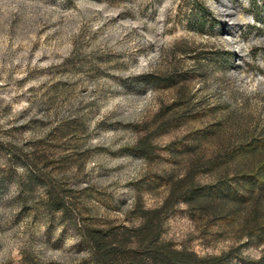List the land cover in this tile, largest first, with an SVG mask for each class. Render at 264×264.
<instances>
[{"label": "rangeland", "instance_id": "1", "mask_svg": "<svg viewBox=\"0 0 264 264\" xmlns=\"http://www.w3.org/2000/svg\"><path fill=\"white\" fill-rule=\"evenodd\" d=\"M192 168L264 170V0H0V264H90L83 227L136 224ZM250 209L179 204L164 238L264 264Z\"/></svg>", "mask_w": 264, "mask_h": 264}, {"label": "trees", "instance_id": "2", "mask_svg": "<svg viewBox=\"0 0 264 264\" xmlns=\"http://www.w3.org/2000/svg\"><path fill=\"white\" fill-rule=\"evenodd\" d=\"M148 155V150L139 149ZM262 172V173H261ZM257 174H241L235 181L220 180L214 184H199L192 168L183 176H164L153 180L165 186L167 194L159 206L148 208L140 199L130 212L136 224L120 223L101 227L85 226L81 231L89 246L90 264H224L233 251L219 256H200L188 248H178L164 238L167 219L179 204H185L197 216L224 218L227 208L239 212L250 206L252 229L249 238L264 240V221L259 219V198L264 196V170ZM224 204L226 206H224ZM131 221V220H130Z\"/></svg>", "mask_w": 264, "mask_h": 264}]
</instances>
